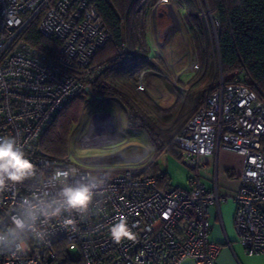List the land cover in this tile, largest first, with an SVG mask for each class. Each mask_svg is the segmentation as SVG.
I'll return each mask as SVG.
<instances>
[{
    "label": "built area",
    "instance_id": "1",
    "mask_svg": "<svg viewBox=\"0 0 264 264\" xmlns=\"http://www.w3.org/2000/svg\"><path fill=\"white\" fill-rule=\"evenodd\" d=\"M35 20L42 36L59 42L53 59L20 39ZM108 38L96 0H0V137H15L36 166L40 183L56 168L107 176L104 195L88 215L71 217L75 230L53 220L44 242L30 239L23 253L0 254V264H41L44 257L56 260L57 251L81 264H219L220 245L209 236V209L227 199L235 205L239 243L248 253L264 254V98L247 85L224 83L220 77L175 137L180 161L191 170L187 188L160 180L162 172L159 177L144 173L154 154H147L145 163L112 168L87 166L69 154L58 160L38 146L65 102L82 91L92 94L89 83L101 69H91V61ZM144 74L138 76L141 90L146 89ZM219 149L243 160L239 187L229 197L217 186L206 187L199 174L200 158ZM44 187L56 190L54 183ZM34 190L36 184L27 181L0 193V229L8 225L16 204ZM121 218L133 237L116 243L110 228Z\"/></svg>",
    "mask_w": 264,
    "mask_h": 264
},
{
    "label": "trees",
    "instance_id": "2",
    "mask_svg": "<svg viewBox=\"0 0 264 264\" xmlns=\"http://www.w3.org/2000/svg\"><path fill=\"white\" fill-rule=\"evenodd\" d=\"M96 1L109 38L91 61V69H101L89 83L91 92L114 99L124 110L127 125L144 132L156 156L144 173L158 176L162 172L160 180L169 182L158 156L167 152L180 160L175 137L204 105L220 77L224 83L247 85L264 98V0H205L209 19L200 18L203 0H176L194 43L199 70L186 88L175 87V101L165 109L138 86L140 73L158 67L155 58H159L154 56L147 35V15L156 0ZM20 39L52 59L59 49L57 40L37 31V20L23 29ZM92 94L82 91L65 102L38 140L44 153L58 160L68 155L70 132ZM63 256L57 251L56 260L44 257L41 264H81Z\"/></svg>",
    "mask_w": 264,
    "mask_h": 264
},
{
    "label": "rangeland",
    "instance_id": "3",
    "mask_svg": "<svg viewBox=\"0 0 264 264\" xmlns=\"http://www.w3.org/2000/svg\"><path fill=\"white\" fill-rule=\"evenodd\" d=\"M202 2L205 7L200 12V18L209 19L211 17L206 10V2ZM147 19L148 41L154 56L159 59L155 58L157 69L145 73L144 91L165 109L175 101V87L186 88V83L194 79L199 70V67H195L198 60L194 43L182 18L181 7L176 0H168L166 3L156 0ZM212 35L215 39L214 29ZM99 128L105 130L104 137L97 131ZM153 149L142 130L127 125L126 114L114 99L97 95L88 97L78 123L70 132L67 145L73 161H83L87 166L111 165L112 168L132 166L136 162L145 163L149 159L145 157L153 154ZM128 155H135L132 162H120ZM157 162L167 172L171 185L188 187L191 170L176 156L162 152ZM69 253L74 256L75 250Z\"/></svg>",
    "mask_w": 264,
    "mask_h": 264
},
{
    "label": "clouds",
    "instance_id": "4",
    "mask_svg": "<svg viewBox=\"0 0 264 264\" xmlns=\"http://www.w3.org/2000/svg\"><path fill=\"white\" fill-rule=\"evenodd\" d=\"M39 176L15 137H0V193L27 181L35 183L38 189L23 197L8 214V225L0 229V254H21L30 239L44 242L49 235L47 226L53 220L75 230L71 217H86L104 195L107 181L104 174H81L75 167L56 168L43 183ZM44 183H54L56 190L45 188ZM110 235L116 243L133 237L123 218L111 226Z\"/></svg>",
    "mask_w": 264,
    "mask_h": 264
},
{
    "label": "crops",
    "instance_id": "5",
    "mask_svg": "<svg viewBox=\"0 0 264 264\" xmlns=\"http://www.w3.org/2000/svg\"><path fill=\"white\" fill-rule=\"evenodd\" d=\"M87 92L90 94L89 91ZM155 92L158 91L155 90ZM160 96L163 97V94L161 93ZM100 130L105 134L104 129ZM134 158L135 155H128L120 162H132ZM200 162L203 167L199 174L206 187L217 186L219 192L227 197L235 194L239 187L238 175L242 169V156L232 151L219 149L212 156H202ZM234 208L233 201L227 199L209 209L211 221L209 236L212 241L220 245L217 262L219 264H264V254L248 253L239 243L233 224ZM181 264L195 263L186 260Z\"/></svg>",
    "mask_w": 264,
    "mask_h": 264
},
{
    "label": "bare ground",
    "instance_id": "6",
    "mask_svg": "<svg viewBox=\"0 0 264 264\" xmlns=\"http://www.w3.org/2000/svg\"><path fill=\"white\" fill-rule=\"evenodd\" d=\"M97 131H99V132H100V135H101L102 137H104V132H102V131L100 130V128H99Z\"/></svg>",
    "mask_w": 264,
    "mask_h": 264
}]
</instances>
